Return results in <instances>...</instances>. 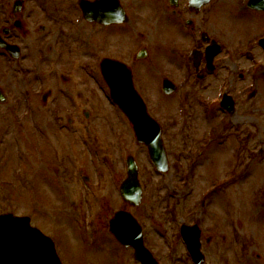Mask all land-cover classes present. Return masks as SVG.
Masks as SVG:
<instances>
[{"label": "rangeland", "instance_id": "rangeland-1", "mask_svg": "<svg viewBox=\"0 0 264 264\" xmlns=\"http://www.w3.org/2000/svg\"><path fill=\"white\" fill-rule=\"evenodd\" d=\"M121 2L129 11L127 23L82 27L93 30L95 44L91 40L85 50L79 46L86 56L77 64L64 61L66 55L48 57L64 49L59 41L45 49L55 26L20 38L27 58L9 62L0 56L6 97L0 102V214L28 215L32 226L53 238L63 264H140L108 230V219L118 209L136 215L160 264H193L179 235L183 222L197 223L201 230L203 264H264V51L256 46L264 36V12L247 9L245 0H213L211 30L226 50L201 86L190 62L167 50L179 41L188 48L192 40L173 34L165 41L149 17L156 0ZM93 47L97 56H114L131 67L148 112L162 126L167 172L153 168L146 147L108 99L100 74L91 71L93 82L81 71L80 63L92 62ZM141 47L148 48L146 58L134 59ZM55 59L64 63L58 71L50 69ZM61 68L76 77H62ZM163 77L177 85L170 95L161 91ZM67 86L80 90L78 102L94 104H72L71 95L61 90ZM40 89L49 91L44 99L34 93ZM26 90L32 96L29 105L21 98ZM222 90L235 100L232 113L214 102ZM127 154L138 164L143 187L136 206L118 192Z\"/></svg>", "mask_w": 264, "mask_h": 264}, {"label": "water", "instance_id": "water-1", "mask_svg": "<svg viewBox=\"0 0 264 264\" xmlns=\"http://www.w3.org/2000/svg\"><path fill=\"white\" fill-rule=\"evenodd\" d=\"M247 5L252 8L264 10V0H248ZM99 10L100 15L89 16L90 19L98 18L103 23L120 22L124 20V11L118 0H100L88 10ZM97 10V11H98ZM92 13V12H91ZM264 47V38L260 39ZM5 44L0 41V46ZM13 47L8 49L14 53ZM215 47L207 49V60H211ZM145 50L138 53V57L145 56ZM102 74L107 82L113 101L120 107L133 125L135 135L139 142L147 145L151 160L158 169L166 171L168 168L167 157L161 139V128L146 110L144 101L133 86L131 70L123 62L103 58ZM174 86L165 79L163 90L171 92ZM230 97H225V106L233 110ZM231 105V106H228ZM127 177L120 186L121 196L132 205L138 204L141 199V187L138 181V168L132 156H127ZM110 231L124 245L135 248V257L143 264H157L151 253L143 245L142 230L136 219L128 211L119 210L111 218ZM199 229L197 226L182 227V235L192 259L201 263L204 259L200 251ZM0 264H61L50 238L41 231L30 226L29 217L14 216L10 213L0 215Z\"/></svg>", "mask_w": 264, "mask_h": 264}, {"label": "flooded vegetation", "instance_id": "flooded-vegetation-1", "mask_svg": "<svg viewBox=\"0 0 264 264\" xmlns=\"http://www.w3.org/2000/svg\"><path fill=\"white\" fill-rule=\"evenodd\" d=\"M81 1L83 0H0V39H2L5 43L10 45H17L19 47L20 58L17 60L24 59L25 53L22 52L21 45L19 44V40L22 37H26L38 28L40 30L49 31L52 26L57 28L55 30L50 40L46 43L45 49H47V45L50 42H55V44L59 41L63 44L64 49L63 52L58 53L57 57L54 54H49L48 57L53 60L54 58H63L64 61L66 58H70L74 64L79 62V59H83L86 56V53L82 51L79 46L85 50L84 46H88L91 44V40L93 45L95 44L92 35L93 30L85 31L82 27H108L114 24L103 25L101 21H96L90 19L89 16L95 15L96 17L100 15L101 12L99 10H90L86 14L82 8ZM91 7L94 4L95 9V1L96 0H84ZM211 2V1H210ZM209 2V3H210ZM209 3L203 4L200 7L189 6L187 5V1L185 0H156L155 4L152 6L153 13L149 15L152 20L155 21V24H158V27L161 28V31L166 39L171 41L173 34H176L178 38H190L192 40L190 46L188 48H183L179 44L182 43L179 41L175 44V46H170L167 50L169 53H178L181 51L182 54L187 56H192V61L198 63L194 67L198 68L200 64L203 62V50L205 45H207L210 41L216 40L221 45V51H224L223 42L218 37H215L214 32L211 30V19H212V5ZM127 7L126 5L124 6ZM92 12V13H91ZM126 12H128V8H126ZM36 15V16H35ZM35 16L34 20L32 17ZM80 31V35L75 32ZM62 32V37L60 38L58 33ZM76 34V38L74 37ZM221 38V36H220ZM33 41L35 39H32ZM176 40V39H175ZM34 43V42H33ZM30 45V44H29ZM34 44H31L33 47ZM59 45V44H58ZM189 49V51H188ZM190 50L192 53H190ZM93 52L90 53L92 56V62H88V66L86 64H79L81 66V71L88 72V76H95V73H91L92 70L97 71L100 74V56H97V51L95 47H93ZM7 56L8 60L10 56L8 52L4 48H0V56ZM1 56V57H2ZM3 57V58H4ZM37 55H35V58ZM25 58L26 55H25ZM34 58V59H35ZM6 59V57H5ZM32 59V58H30ZM40 59V58H37ZM17 60H12L16 62ZM62 59H55L50 65V69L53 71H58L60 68L59 64L62 63L61 67L64 66V63L61 62ZM60 61V62H59ZM16 66V65H15ZM79 67V66H78ZM201 67V66H200ZM62 73L58 72L62 77L66 75H72L76 77L75 72L73 70H68L66 68H61ZM214 69V68H213ZM66 71V72H65ZM65 72V73H64ZM212 72H206L204 70V64L201 68V72L199 76L204 78L205 76L211 75ZM91 73V74H90ZM78 76V75H77ZM73 85V82L71 81ZM61 90L65 95H71L67 98L70 99L72 104H77L79 107H84L85 105H93L94 101L91 99L78 102L77 96L80 94V90L76 87H61ZM43 90H35L34 93L37 95ZM26 93L30 94L27 90ZM49 91L46 92L48 94ZM45 93H40L41 99L45 98ZM45 96V97H44ZM32 98V96H31ZM32 103V101H31ZM96 104V103H95ZM97 105V104H96Z\"/></svg>", "mask_w": 264, "mask_h": 264}]
</instances>
